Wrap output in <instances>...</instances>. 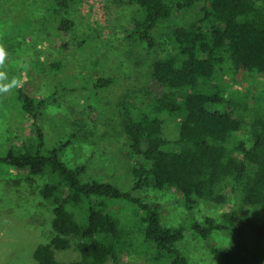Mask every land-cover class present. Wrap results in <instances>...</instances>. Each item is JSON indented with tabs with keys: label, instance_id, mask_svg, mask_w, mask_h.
Instances as JSON below:
<instances>
[{
	"label": "trees",
	"instance_id": "16d2710c",
	"mask_svg": "<svg viewBox=\"0 0 264 264\" xmlns=\"http://www.w3.org/2000/svg\"><path fill=\"white\" fill-rule=\"evenodd\" d=\"M120 1L139 6L129 36L148 48L154 46L156 25L169 19L175 8L201 7L200 16L173 27L175 52L152 62L144 93L122 98L121 125L132 159V186L84 181L86 165L71 167L62 158L76 132L51 144L45 139L43 110L50 96L67 91L64 83L43 98L30 95L22 86L10 92L6 101L0 97L12 121L32 126L28 141L16 145L14 135L10 144L1 147L0 171L25 169L30 175L50 178L40 189L43 197L53 200L50 237L34 248L33 258L37 264H107L137 251L155 264H190L179 246L190 228L205 241L215 230L233 235L231 244L220 252L225 264H264V107L250 103L247 94L230 96L220 83L226 64L233 71L264 75V0ZM78 2L54 0L49 21L37 19L39 24L31 28L25 22L18 27L0 23V46L6 58L15 54L20 38H27L29 31L41 36L51 28L62 33L60 46L69 50L76 28L70 12ZM52 15L58 24L51 21ZM84 40L77 39L76 45ZM53 66L60 69L62 63ZM114 80L99 76L93 86L108 88ZM163 114L178 118L174 139L164 134ZM242 130L247 139L233 143L234 134ZM226 186L239 191L243 206L260 213L244 215L230 209L219 220L208 216L191 221L188 227L165 226L159 205L134 194L149 187L176 190L191 209L199 200L226 203ZM115 200L131 205L127 221L108 210ZM73 245L80 259L61 262L55 252Z\"/></svg>",
	"mask_w": 264,
	"mask_h": 264
},
{
	"label": "rangeland",
	"instance_id": "374dc122",
	"mask_svg": "<svg viewBox=\"0 0 264 264\" xmlns=\"http://www.w3.org/2000/svg\"><path fill=\"white\" fill-rule=\"evenodd\" d=\"M53 8L54 0H0V23L10 27L25 22L31 28L39 24L37 19L49 21ZM200 8L199 5L175 8L169 19L156 25L154 46L148 48L134 35L129 36L134 27L133 20L138 16L137 4L120 0H80L70 12L76 21L71 48L63 51L60 46L62 33H57L55 28L41 33V36L28 30L31 34L20 38L21 44L15 54L5 58L4 66L0 67L6 77L3 82L11 83L15 79L19 84L17 87L22 86L36 98L47 97L56 85L64 83L67 91L50 96L43 110L45 139L51 144L59 138H66L72 131L76 132L64 150L62 158L65 162L71 167L84 163L86 172L81 175L84 181H111L128 188L133 184L132 159L127 152V139L121 125L122 98L144 93V87H149L152 62L175 52L173 27L200 16ZM52 18L51 21H58L56 16L52 15ZM83 38V44L76 45L77 39ZM57 61L62 63L60 69L53 66ZM7 75L12 79L8 80ZM220 75V83L230 96L247 94L250 103L264 107V75L233 71L228 64ZM99 76H111L114 83L108 88L93 86ZM17 87L0 93V97H4L2 101H6L9 93ZM2 101L0 149L4 144H10L14 135L17 136L13 139L14 144L20 145L32 134V126L26 121L11 120L12 115ZM162 117L165 136L176 138L178 118L168 114ZM12 127L15 132L11 131ZM246 139V130L238 131L233 143ZM49 179V176L30 175L25 169L0 171V264H37L33 250L48 240L51 231L53 200L40 193ZM225 190L229 194L226 203L199 200L191 209L185 206L184 198L176 190L149 187L135 190L134 194L159 205L161 222L165 226L188 227L191 221H202L208 216L219 220L221 213L230 209L244 215L260 213L242 205L239 191L231 190L230 186ZM109 206L108 210L121 220L131 218L132 208L127 201L115 200ZM232 240V234L215 230L211 239L205 241L186 228L179 246L190 264H225L220 252ZM55 255L64 263L80 259L74 245L67 250H57ZM107 264L155 263L149 255L135 251L119 255L116 260L110 259Z\"/></svg>",
	"mask_w": 264,
	"mask_h": 264
},
{
	"label": "clouds",
	"instance_id": "9594fccd",
	"mask_svg": "<svg viewBox=\"0 0 264 264\" xmlns=\"http://www.w3.org/2000/svg\"><path fill=\"white\" fill-rule=\"evenodd\" d=\"M6 58V52L3 46H0V67L4 66ZM6 79L5 73L0 71V93L7 92L13 87L19 86L17 80L13 79L11 83H4L3 81Z\"/></svg>",
	"mask_w": 264,
	"mask_h": 264
}]
</instances>
